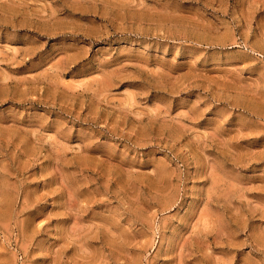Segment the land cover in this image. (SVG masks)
<instances>
[{
  "label": "rangeland",
  "instance_id": "rangeland-1",
  "mask_svg": "<svg viewBox=\"0 0 264 264\" xmlns=\"http://www.w3.org/2000/svg\"><path fill=\"white\" fill-rule=\"evenodd\" d=\"M0 264H264V0H0Z\"/></svg>",
  "mask_w": 264,
  "mask_h": 264
}]
</instances>
